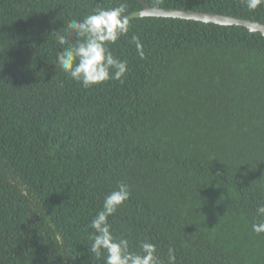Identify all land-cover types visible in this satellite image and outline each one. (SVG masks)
Masks as SVG:
<instances>
[{"label":"trees","instance_id":"trees-1","mask_svg":"<svg viewBox=\"0 0 264 264\" xmlns=\"http://www.w3.org/2000/svg\"><path fill=\"white\" fill-rule=\"evenodd\" d=\"M264 24L245 0H143ZM127 5L119 81L84 88L55 67L52 31ZM136 0H0V261L104 264L89 227L119 183L116 238L162 264H264V36L141 16ZM138 37V50L132 37ZM143 53L141 56L140 53ZM59 234L62 242H55Z\"/></svg>","mask_w":264,"mask_h":264},{"label":"clouds","instance_id":"clouds-1","mask_svg":"<svg viewBox=\"0 0 264 264\" xmlns=\"http://www.w3.org/2000/svg\"><path fill=\"white\" fill-rule=\"evenodd\" d=\"M245 3L249 10H254L264 5V0H245ZM130 22L125 3L111 8H97L83 19L67 21V35L52 31L56 42L62 46V51L56 56V69L62 70L84 88L121 80L128 71L127 61L115 57L109 46L128 34ZM132 40L139 50L141 45L138 37L133 36ZM129 197V186L123 182L104 197L101 210L89 225L93 230L89 251L97 259L104 255V264H162L153 243L141 242L140 252H133L129 249L128 239H118L111 231L109 217ZM257 214L264 216V206L257 208ZM252 230L257 234L264 233V221L254 223ZM55 242H62L59 234L55 236ZM175 260L174 250L170 248L168 264H175Z\"/></svg>","mask_w":264,"mask_h":264},{"label":"water","instance_id":"water-1","mask_svg":"<svg viewBox=\"0 0 264 264\" xmlns=\"http://www.w3.org/2000/svg\"><path fill=\"white\" fill-rule=\"evenodd\" d=\"M144 8L140 11L141 16H152V17H165V18H179L185 20H195L204 23H213L217 25L223 26H242L247 28L250 32L253 33H261L264 36V24L259 22H254L245 19H238L234 17L218 15L213 13H204V12H194L189 13L184 10H168V9H161V8H153L145 4L143 0H136ZM0 264L1 261H0Z\"/></svg>","mask_w":264,"mask_h":264}]
</instances>
